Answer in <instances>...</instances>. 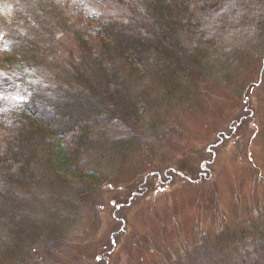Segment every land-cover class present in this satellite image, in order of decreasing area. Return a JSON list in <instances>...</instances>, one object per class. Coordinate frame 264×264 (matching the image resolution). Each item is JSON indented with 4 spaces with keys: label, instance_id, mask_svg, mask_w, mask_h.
<instances>
[{
    "label": "rangeland",
    "instance_id": "rangeland-1",
    "mask_svg": "<svg viewBox=\"0 0 264 264\" xmlns=\"http://www.w3.org/2000/svg\"><path fill=\"white\" fill-rule=\"evenodd\" d=\"M17 2L0 0V78L5 82L6 77L11 80L15 74L19 76L15 85L18 90L8 92L1 89L0 108L4 113H0V148L12 133H16L10 125L11 114L7 115V110L14 106L23 109L24 106L17 105L28 102L26 94L20 90V86L25 87L22 83L33 80L39 87L37 93L52 99L55 89L44 83L65 80L66 72L59 61L74 59L70 52L84 49L81 45L86 39L77 29L85 26L95 29L102 3L101 0H55V7L61 6L60 2L66 6L46 17L44 14L51 10H44V6L40 8L43 13L41 10L28 13V9L22 13ZM193 5L198 25L190 27L189 46L199 44L213 51L214 57L208 65L215 75H222L223 62H234L235 68L229 72L231 77L224 81L214 80L217 77L207 79L210 87L202 91L192 84H198L204 78L198 80L196 75L189 74L183 60L179 62L178 72L186 82V88L183 91L169 89L159 96L157 93L165 84L164 73L168 72L167 63L141 66L132 73L130 67H126L124 73L119 70L123 85L140 94L148 91L153 100L135 95L149 106L148 111H145L146 107L142 112V121L139 119L135 128L128 124L113 126L108 136L123 134L129 137L131 133L137 134L134 130H139L140 135H137L152 145L148 149L144 146L142 149L132 148L128 155L124 152L114 159L110 156L111 151H106L104 155L110 156L108 161L100 156L92 158V161L98 158L100 163L106 161L108 181L102 182L96 191L86 189L80 202H76L80 208L83 205L79 216H70L67 227L59 231L65 237L57 247V256L62 261L52 259L49 254L56 244L43 240L38 262L28 259L19 264H264V238L254 239L252 236L255 221L259 230L264 229V81L257 86L264 74V35L254 41L249 30L250 17L240 29L226 24L233 9L237 14L246 12L237 0H196ZM175 13H179L178 4L172 10V14ZM25 20L31 26L41 24L37 37L29 32L28 25L23 27ZM4 23H13V30H5ZM51 26L58 29L49 32ZM48 36L53 37L52 48L56 57L46 55L43 48L31 46L41 41L42 47ZM215 40L228 50L224 49L223 53V48ZM95 44L96 41H90L88 45ZM139 47L147 48L146 52L160 50L146 44ZM80 54L84 58V52ZM160 54L168 58L166 53ZM226 55L229 57L225 61ZM28 56L34 60L32 65L26 64ZM124 56L121 47L112 45L103 49L101 60L93 51L85 56L89 59L88 66L79 63L77 68L82 73L86 69L92 73L98 64L104 66L101 61L114 58L124 62ZM56 70L60 73L58 78L55 77ZM171 95L172 99L165 101ZM158 101L164 102L162 113L158 111ZM10 104L12 106L8 107ZM73 107L74 104L67 105L65 110L70 112ZM37 109L39 106L36 105L31 111ZM148 124H153L154 129L148 130ZM22 127L40 140L55 132L50 128L36 130L29 126V122ZM95 132L99 134L97 127ZM72 133H66L60 139L67 148L66 152L74 157L77 146L71 141ZM225 138L230 140L224 141ZM100 141L101 137L94 142V147ZM56 146L55 154L58 153ZM87 151L93 150H85L77 156L82 163L91 160ZM51 154H54L51 146H42L37 152L38 157ZM9 163L12 164L13 160L10 159ZM16 169L11 167L10 173H20ZM159 170L168 176L167 181L163 180L162 173L157 172ZM24 174L26 176L21 175L23 181L31 177L33 170ZM71 175L73 181L80 183L75 179L76 175ZM150 184L153 191L146 187ZM18 185L13 183L11 186L16 188ZM32 188L27 186L24 189ZM44 188L48 187L42 181L38 193ZM29 197L31 192L27 191L26 198ZM56 216L59 217V212ZM113 220L118 221L115 228H111ZM3 222L0 223L5 226ZM242 226L251 236L240 234ZM109 232H112L111 238L115 234L119 242L112 253L106 254L103 245ZM231 234H236L234 239L229 238ZM0 256H4L3 251Z\"/></svg>",
    "mask_w": 264,
    "mask_h": 264
},
{
    "label": "trees",
    "instance_id": "trees-1",
    "mask_svg": "<svg viewBox=\"0 0 264 264\" xmlns=\"http://www.w3.org/2000/svg\"><path fill=\"white\" fill-rule=\"evenodd\" d=\"M15 1H19L17 8H21L22 13L24 9H28V13L35 10H41L42 13L45 9L51 10L48 14H44L46 17H49L52 11L66 6L60 2L61 6L55 7V0ZM195 1L101 0V15L96 20L95 29H91L89 26L77 29L86 39L82 45L79 44L84 49L78 48L77 53L70 52L74 59L59 61L66 72L65 80L58 83L48 80L44 83L45 86L55 89L52 92L54 97L48 100L41 95V92L37 93L39 87L33 80H26L22 83L25 84V87L21 86L20 90L26 94L28 102L24 105L25 101H23L19 105L24 106L23 109H17L16 106L11 107V104L8 106L11 108L7 110L6 114H11L10 125L13 126L12 130L16 133H12L4 146L0 148V222L5 221L3 222L5 226L0 223V253L4 252V256H0V264H19L28 259L38 262L40 244L43 240L56 244L55 249L49 250V254L52 259L62 261L57 256V247L58 244H62L65 237L63 238L59 231L67 227L70 216H79V210L83 205L80 208L76 202H80L86 189L91 188L96 191L102 182L108 181L109 173L107 171L109 169L106 166V161L100 163L98 158L95 161H92V158L100 156L103 160L107 159L108 161L110 156L114 159L118 155L121 157L124 152L128 155V151L132 148L136 150V147L142 149L144 146L148 149V146L152 145V143L142 140L139 130H134L139 135L131 133L129 137L123 136V134L108 136V131L113 126L128 124L131 128H135L144 109L147 107L145 111L149 110L148 103L137 99L135 95L148 99L150 93L144 91L143 94H140L123 85V78L118 75L119 70L124 73L125 68L130 67L132 73L138 71L141 66L167 63L165 67L168 72L164 73L165 84L162 86V90L157 93L159 96L169 89L183 91L186 88V82L178 72L180 70L179 62L183 60L186 62L189 74L196 75L198 80L204 78L198 84L196 82L192 84L202 91L210 87V81L207 79L212 80L217 77L214 80L224 81L231 77L229 72L231 68H235L234 62L231 64L223 62L221 64L222 75H215L216 73H212L211 67L208 65V61L214 57L213 51L200 47L199 44L194 47H190L188 44L191 39L189 37L190 27L198 25L195 22V6L193 5ZM237 1L238 5L246 12L237 14L236 9H233L231 18L226 21V24L240 29L245 19L250 17L251 28L249 27V30H251L255 41L264 35V0ZM176 4L179 5V13L172 14ZM41 6H44V10L40 9ZM4 25L5 30H13V23H4ZM27 25L30 28L29 32L37 37L41 24L31 26L30 22L25 20L23 27ZM57 29L58 27L51 26L48 31L55 32ZM183 36L189 38H183ZM93 37H97V39ZM52 39V36L46 37L42 47L40 46L41 41H36L31 46L43 48L46 55L56 57L52 48L54 47ZM90 41H96V44L88 45ZM215 42L223 48V53H225L224 49L228 50L223 43L217 40ZM141 44L160 50L159 52L158 50L146 52L148 49L139 47ZM112 45L121 47L125 54L124 58H126L124 62L109 58L105 62H100L101 65H104L103 67L98 64L96 70L93 66L95 71L92 73L88 69L82 73L77 68L79 63L80 66L82 63L88 66L86 62L88 63L89 59L88 57L85 59V56H89L93 51L101 60L100 55L103 49ZM163 45H166L165 49L161 48ZM80 52H84V58L80 57ZM39 53L37 52V54ZM160 53H166L168 58H163ZM228 57L229 55L225 56V61ZM8 61H10L9 58ZM238 61H241L240 58ZM33 62V58L28 56L26 64L32 65ZM59 76L60 73L56 70L55 77ZM263 81L264 74L262 82L257 86H260ZM16 82L18 83V79ZM182 93H174V95ZM172 95L166 97L165 101L169 102ZM34 97L37 99L33 100ZM150 98L153 100L152 97ZM160 102L156 103L158 111L162 113L164 102ZM70 104H74V107L72 111L70 109V112H67L65 108L67 105L70 107ZM36 105L39 106V109L31 111V108ZM1 111L0 108V113H4ZM140 120L142 121V119ZM27 122L30 127H35L36 130L50 128L55 132L48 133L45 140H40L24 130L22 126ZM96 127L99 134L93 133ZM146 128L151 130L154 129V126L148 124ZM20 130L23 132L20 133ZM71 131H73L71 141L77 146L74 157L66 152L67 148L64 147L63 140L60 139ZM100 137L101 141L97 147H94V142L98 141ZM220 138L219 136L218 141ZM82 145H86V147L84 148ZM42 146H51L54 154L49 157H38L37 152ZM55 146L58 152L56 154ZM88 149L93 150L86 152V155H90L91 160L88 163H82L77 156ZM106 151H111L110 156L104 155ZM10 159L13 160L12 164L9 163ZM13 166L20 173L16 171L10 173ZM29 169L33 170V174L29 179L23 181L21 175L26 176L24 173ZM41 169H43L42 173ZM71 174L76 175L75 179L80 183L73 181ZM42 181L48 188H44L42 192L38 193L37 190ZM13 183L19 185L15 188L11 186ZM27 186L33 188L25 190L24 188ZM146 187L150 188V185H146ZM27 191L31 192V197L28 199L26 198ZM84 201L87 202V200ZM60 206L65 209H58ZM56 212H59L58 218H55L57 217ZM17 216L18 218H16ZM117 223V220H113L111 228H115ZM256 223L258 222L253 223L255 233L252 236L255 237L254 239L257 237L263 239L264 229L259 230ZM241 229V235L251 236L246 227L242 226ZM111 233L107 234V242L103 245L106 254L112 253L114 247ZM235 235L231 234L229 238L234 239ZM14 237H16V241ZM10 241L13 242V245L10 244ZM57 264H63V262Z\"/></svg>",
    "mask_w": 264,
    "mask_h": 264
}]
</instances>
